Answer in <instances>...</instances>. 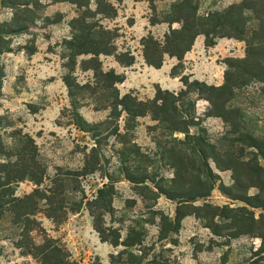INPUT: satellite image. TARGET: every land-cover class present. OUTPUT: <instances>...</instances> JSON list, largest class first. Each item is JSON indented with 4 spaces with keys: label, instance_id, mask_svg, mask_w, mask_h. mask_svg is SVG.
Wrapping results in <instances>:
<instances>
[{
    "label": "rangeland",
    "instance_id": "obj_1",
    "mask_svg": "<svg viewBox=\"0 0 264 264\" xmlns=\"http://www.w3.org/2000/svg\"><path fill=\"white\" fill-rule=\"evenodd\" d=\"M117 10V16L112 19H101V23L109 28L119 29V37L115 40L118 51L131 52L135 56V63L130 67H122L113 56L100 57L104 70L115 69L120 74L128 71H139L146 64L143 57L142 39L153 35L156 39L164 41L165 35L170 31V25L162 23L164 28L152 25L151 21L163 19L168 11L169 1H156L151 4L149 0H109ZM200 15L223 11L233 3L240 0H198ZM18 4L13 6L11 4ZM29 3L24 6L23 4ZM92 9L96 8L94 0ZM79 8L62 0H0V141L9 146L13 145V133L22 132L34 138L38 149V160L46 169V179L41 188L53 189V205L48 208L46 201H39L36 215L30 216L37 221L29 238L21 237L23 225H14L9 213L0 220V264H41L40 260L32 255L24 254V249L17 247L18 241L24 245L42 244L46 238L57 240L64 249V254L74 264H111V256L117 255L124 249L123 246L113 247L109 242H103L94 227V218L86 203L96 198L99 189L104 185L113 184L115 196L114 211L104 213L101 225L105 229H117L121 241L127 239L129 230L136 229L143 239L141 247L137 246L138 255H145V261L156 258L158 261H170V264H221L224 260L228 264L242 263L252 257V253L261 246L258 237L241 236L233 239L221 238L213 235L205 224L194 215L183 219L180 231L170 237L176 239L159 240L160 220L153 216L146 208L152 204L151 194L141 195V190L129 182L122 170L120 139L112 135L115 125L106 123L109 110L95 111L92 106L80 109L81 115L91 124L104 125L101 127L103 135L100 138L101 146L96 159H89V163L97 161L91 166L94 172L71 178H63L54 183L57 175L66 173H81L86 164V155L90 153L95 143L91 134L81 132L72 124L69 112L70 97L63 78L68 73L64 59L66 50L63 42L71 39L73 30L71 21L79 14ZM147 18V24H141L140 30H133L139 18ZM21 25L27 29L19 31ZM161 25V24H159ZM173 28H178L175 23ZM19 31V32H18ZM233 40L234 44L220 46L217 53L203 55L204 73L213 74V78L220 81L227 70V59L244 58L245 42L219 38L217 41ZM168 56V55H166ZM165 56V57H166ZM89 56L78 58L80 63ZM138 65V66H137ZM184 69H179L184 75H189L187 68L193 69L191 63L184 60ZM136 68H133L135 67ZM122 68H125L122 71ZM75 75L80 82L92 77V72H82L77 67ZM126 76V74H125ZM149 77V80H147ZM180 78V77H179ZM150 75L145 76L144 82H139V90H127L119 85L121 95L134 94L140 100L153 99L158 88L168 90L155 84ZM191 80L195 78L191 75ZM200 81V80H199ZM125 82V81H124ZM183 84V83H182ZM221 84L220 86H222ZM210 85V84H209ZM184 87H181V91ZM171 91V90H169ZM173 92V91H172ZM175 92V91H174ZM241 110L247 131L258 136H264V92L260 83H251L236 91V98L229 104ZM196 117L207 130L212 143L219 144L228 128L222 118L209 116L210 103L205 99L196 102ZM106 123V124H105ZM154 125L150 117L139 118L135 125L127 132L126 140L141 147V153L154 160L150 164L146 158L131 156L130 171L139 174L146 173L152 177L157 175L156 181L161 178L170 179L173 171L159 158L153 136L148 127ZM120 130L125 133V116L119 121ZM192 133L197 129L192 128ZM16 136V135H14ZM183 138L184 135H177ZM0 161L6 157L1 156ZM15 160L13 156L11 158ZM137 159V160H136ZM95 165V166H94ZM140 165V166H139ZM139 166L141 169H137ZM215 172L222 182L232 185V171H220L211 162ZM151 184V183H149ZM219 185V183H218ZM217 185L207 202L217 205L239 207L243 203L233 201L223 195ZM37 185L30 180L20 182L17 186L16 196L25 197L31 194ZM251 189L250 194L256 193ZM147 199V200H145ZM203 201L197 203L202 204ZM73 209H79L73 212ZM176 204L161 196L155 210H161L172 218L175 216ZM49 211L56 220L49 218ZM258 215L260 210H255ZM99 213V210L98 212ZM107 235L111 234L107 231ZM21 239V240H20ZM141 250V252L139 251Z\"/></svg>",
    "mask_w": 264,
    "mask_h": 264
},
{
    "label": "trees",
    "instance_id": "obj_2",
    "mask_svg": "<svg viewBox=\"0 0 264 264\" xmlns=\"http://www.w3.org/2000/svg\"><path fill=\"white\" fill-rule=\"evenodd\" d=\"M62 1L70 2L80 10L70 23L73 30L71 39L63 42L66 50L64 59L67 60L65 67L68 69L63 81L71 100V108L67 111L77 130L91 134L95 146L86 155L87 161L81 173L58 174L54 183L63 178L75 179L76 175H87L96 170L91 166L97 164L94 157H97L101 146V127L104 123H89L81 115L80 109L92 106L95 111L109 110L106 123H114L112 135L120 139L124 164L122 170L126 179L141 190L142 196L145 193L151 194L148 199L152 204H148L146 208L160 220L159 240L171 238V243L175 244L177 241L170 237L171 234L177 235L183 219L194 215L215 236L228 240L241 236L260 238L261 246L252 253V257L234 264H264V136L247 131L241 110L229 106L236 98V91L253 82L262 84L264 92V0H240L223 11L211 12L206 16L200 15L198 0H149L151 4L156 1L171 2L163 19L151 21L152 25L169 24L170 31L163 42L153 35L142 39L145 62L150 67L160 69L166 55L176 58L178 63L172 68L171 76L180 77L185 88L179 92L158 88L155 97L145 101L132 93L121 95L119 85L126 80L125 74H120L115 69H103L100 59L102 55L113 56L125 68L134 65L136 61L131 52L118 51L115 40L120 36L119 29H109L101 23L102 18L112 19L117 16L113 4L109 0H94L96 8L92 9V0ZM23 5L27 6L29 3ZM175 23L179 25L178 28L172 27ZM26 29V25H21L19 31ZM201 35L205 37L206 47L215 46L219 38L236 39L246 44L244 58L227 59L222 86L191 80V75H184L179 71L180 68L183 71L185 55L192 50L197 37ZM82 56L90 58L79 63L78 58ZM77 67L82 72H92V77L80 82L75 75ZM198 99H205L210 103L209 116L220 117L227 125L228 130L219 144L211 142L200 119L196 120ZM123 116L125 133L121 132L119 126ZM145 117H150L154 122L148 129L159 149V158L173 171L170 179L161 178L157 182V175L152 177L147 170L141 174L138 173L139 170L136 173L130 171L131 156L143 157L150 164L154 163L150 156L141 153V147L126 140L132 125L139 118ZM192 128L197 129V132L192 133ZM180 134L184 137H177ZM12 139L11 146L0 141V154L6 157L0 161V220L6 213L11 214L15 226L23 225L20 236L29 238L30 233L35 230L33 225L37 224L30 216L36 215L39 201H46L47 207L51 208L53 197L48 193L56 195V192L52 188H41L46 179V169L38 160L39 149L34 138L20 131L13 133ZM13 156L15 160L11 159ZM90 158L95 159L93 164L89 163ZM211 162L220 171H232V185L227 186L222 182ZM139 166L137 169H141ZM25 180L34 182L37 188L25 197H17V186ZM217 185L223 195L243 205L217 206L207 202ZM253 188L257 191L250 194L249 191ZM114 196L115 190L111 183L104 185L98 190L96 198L86 203L101 240L109 242L115 248L124 247L117 255L111 256L110 263L170 264V261H158L156 258L145 261L146 254H137L136 247L142 246L143 239L136 229L131 228L127 239L121 241L119 230L103 228L102 216L114 211ZM161 196L176 204L173 218L161 210H155ZM200 201L203 203L197 205ZM255 210H260L261 213L257 215ZM47 215L56 220L49 211ZM107 231L111 236L106 234ZM17 247H26L24 254L39 259L41 264H74L55 239L46 238L40 245L33 241L24 245L21 240ZM221 264H228V261L224 260Z\"/></svg>",
    "mask_w": 264,
    "mask_h": 264
},
{
    "label": "crops",
    "instance_id": "obj_3",
    "mask_svg": "<svg viewBox=\"0 0 264 264\" xmlns=\"http://www.w3.org/2000/svg\"><path fill=\"white\" fill-rule=\"evenodd\" d=\"M142 23L147 24L149 27V30L150 29L155 30V27L151 28V26L149 25V23L147 22V18H142V17L136 20L132 29L138 32L140 30V26ZM157 26L158 28H164L165 25L157 24ZM232 42L234 41L233 40H226V41L222 40V41H217V44L213 47H206L205 37L202 35L198 36L192 50L185 55V59H184L185 64H186V61H188L189 63H191V66L193 67V69L191 70L190 68H187V70L189 71L188 74L192 75L193 78L200 80V81H204L210 85L220 86L221 84H223V77L220 81H217L216 79L213 78V74L206 75L204 73V68H203L204 64L202 62L203 55L207 56L208 52L217 53V51L220 49V46H223L225 44L227 45L234 44ZM177 63H178V60L176 58H171L169 56H166L164 64L160 69L150 67L147 64H145L143 68L142 67L140 68V65L139 66L137 65L140 70L139 71H128L127 70V72L125 73L126 80L122 84V86H125L127 90L129 91L139 90L140 87L138 83L144 82L145 76L147 74L155 78V80L152 81V82H155V84H158L160 87L164 89L177 92L178 90L181 89V87H183V84L180 81L179 77L171 76L172 68ZM133 68H136V66ZM124 70L125 68H122V71ZM147 80H149V77H147Z\"/></svg>",
    "mask_w": 264,
    "mask_h": 264
}]
</instances>
